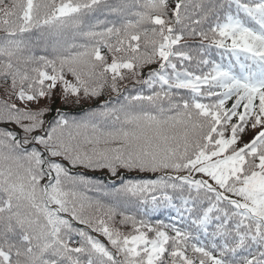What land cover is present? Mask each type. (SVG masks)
Returning a JSON list of instances; mask_svg holds the SVG:
<instances>
[{
    "label": "snow or ice",
    "instance_id": "obj_1",
    "mask_svg": "<svg viewBox=\"0 0 264 264\" xmlns=\"http://www.w3.org/2000/svg\"><path fill=\"white\" fill-rule=\"evenodd\" d=\"M0 264H264V0H0Z\"/></svg>",
    "mask_w": 264,
    "mask_h": 264
},
{
    "label": "trees",
    "instance_id": "obj_2",
    "mask_svg": "<svg viewBox=\"0 0 264 264\" xmlns=\"http://www.w3.org/2000/svg\"><path fill=\"white\" fill-rule=\"evenodd\" d=\"M106 98L107 97H104L102 99H106ZM89 101H92V102H89ZM55 107H60L63 111L67 112L71 119L81 120L86 117V114L90 111L91 108L97 107V102L93 100H86V101H83L79 105H71V104L62 105L59 103V101H57ZM91 175L94 178L103 180L105 183H108L110 180L116 179L114 177H109L106 173H102V172L92 173ZM132 175H135V174H132ZM151 175L152 174L143 175V178H151ZM119 183L120 181L117 180L116 185L119 186ZM88 195L95 197L98 194L95 192H89ZM174 216H175L174 212L169 214L168 211H163V214H161L160 212H156V213L151 214L150 217L148 218H150L153 223H155L157 220H162L165 223H170V222H173Z\"/></svg>",
    "mask_w": 264,
    "mask_h": 264
},
{
    "label": "rangeland",
    "instance_id": "obj_3",
    "mask_svg": "<svg viewBox=\"0 0 264 264\" xmlns=\"http://www.w3.org/2000/svg\"><path fill=\"white\" fill-rule=\"evenodd\" d=\"M89 102H92V101H89Z\"/></svg>",
    "mask_w": 264,
    "mask_h": 264
}]
</instances>
